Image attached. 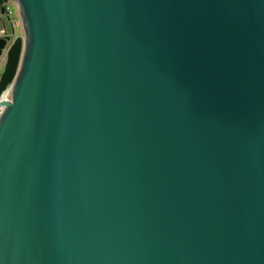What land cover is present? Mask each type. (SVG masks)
<instances>
[{
    "label": "water",
    "instance_id": "95a60500",
    "mask_svg": "<svg viewBox=\"0 0 264 264\" xmlns=\"http://www.w3.org/2000/svg\"><path fill=\"white\" fill-rule=\"evenodd\" d=\"M8 1L0 264H264V0Z\"/></svg>",
    "mask_w": 264,
    "mask_h": 264
},
{
    "label": "built area",
    "instance_id": "2783aa9c",
    "mask_svg": "<svg viewBox=\"0 0 264 264\" xmlns=\"http://www.w3.org/2000/svg\"><path fill=\"white\" fill-rule=\"evenodd\" d=\"M3 6V14H5L12 26V28L18 26L20 24V18L18 15H15V9L17 10L16 4L9 2L8 0H4L2 3ZM14 32V30L12 31ZM13 33H8L4 28H0V37H5V36H12ZM15 36V35H14ZM9 42L7 43V46L9 45ZM5 54L0 56V74L1 70L3 69L4 63H5ZM11 96V85L8 86L0 95V102L3 100H8L10 99ZM4 106L0 105V113L2 112Z\"/></svg>",
    "mask_w": 264,
    "mask_h": 264
},
{
    "label": "rangeland",
    "instance_id": "374dc122",
    "mask_svg": "<svg viewBox=\"0 0 264 264\" xmlns=\"http://www.w3.org/2000/svg\"><path fill=\"white\" fill-rule=\"evenodd\" d=\"M15 15L18 18V10L15 9ZM0 28H4L8 33H14L15 36L22 35V26L19 24L18 26L14 27V32H12V26L5 14L2 13V6L0 5ZM2 72V70H1Z\"/></svg>",
    "mask_w": 264,
    "mask_h": 264
},
{
    "label": "trees",
    "instance_id": "16d2710c",
    "mask_svg": "<svg viewBox=\"0 0 264 264\" xmlns=\"http://www.w3.org/2000/svg\"><path fill=\"white\" fill-rule=\"evenodd\" d=\"M4 2V0H0V5Z\"/></svg>",
    "mask_w": 264,
    "mask_h": 264
},
{
    "label": "crops",
    "instance_id": "0c3cea01",
    "mask_svg": "<svg viewBox=\"0 0 264 264\" xmlns=\"http://www.w3.org/2000/svg\"><path fill=\"white\" fill-rule=\"evenodd\" d=\"M1 6H2V4H1ZM2 13H3V6H2ZM14 28H12V30H13Z\"/></svg>",
    "mask_w": 264,
    "mask_h": 264
}]
</instances>
